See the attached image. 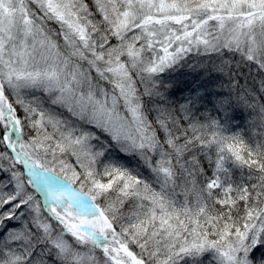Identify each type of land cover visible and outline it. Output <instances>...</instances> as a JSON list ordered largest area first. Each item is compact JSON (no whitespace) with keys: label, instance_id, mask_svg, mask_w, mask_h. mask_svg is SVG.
<instances>
[{"label":"snow or ice","instance_id":"obj_1","mask_svg":"<svg viewBox=\"0 0 264 264\" xmlns=\"http://www.w3.org/2000/svg\"><path fill=\"white\" fill-rule=\"evenodd\" d=\"M0 264H264V0H0Z\"/></svg>","mask_w":264,"mask_h":264}]
</instances>
